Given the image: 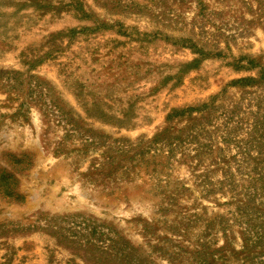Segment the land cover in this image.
<instances>
[{
    "label": "rangeland",
    "instance_id": "rangeland-1",
    "mask_svg": "<svg viewBox=\"0 0 264 264\" xmlns=\"http://www.w3.org/2000/svg\"><path fill=\"white\" fill-rule=\"evenodd\" d=\"M0 264H264V0H0Z\"/></svg>",
    "mask_w": 264,
    "mask_h": 264
}]
</instances>
